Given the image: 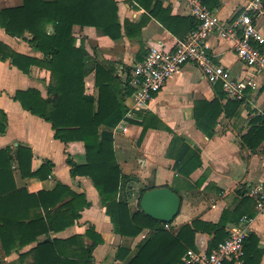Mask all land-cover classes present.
I'll return each mask as SVG.
<instances>
[{"label":"trees","instance_id":"16d2710c","mask_svg":"<svg viewBox=\"0 0 264 264\" xmlns=\"http://www.w3.org/2000/svg\"><path fill=\"white\" fill-rule=\"evenodd\" d=\"M135 1L179 39L197 24L192 16L173 15L169 6L164 7L160 0ZM205 3L212 8L210 0ZM74 25L94 26L112 39L122 37L125 28L120 22L116 0H21L18 5L0 9V27L11 36L25 38L29 34L27 41L42 54L41 58L25 55L0 41V59L9 60L27 74L33 64L50 71L46 96L29 87L16 90L13 99L19 101L23 109L51 124L54 137L65 146L71 177L80 175L91 179L114 232L132 239L131 243L118 246L116 261H123V264H178L187 248H195L194 238L198 231L211 235L207 252L214 251L228 236L227 212L223 211L217 222L194 218L174 229V219L159 221L140 208L141 195L153 186L140 188L135 209L129 206L127 193L119 195L121 183H126L128 177L123 175L116 158L111 129L129 111L126 99L133 92L129 85L130 71L126 78H120L114 68L93 61L82 44L75 45ZM92 72L96 95L85 91V78ZM215 87L217 97L196 101L192 112L196 125L208 137L213 135L222 113L227 117L237 116L243 103L236 99H226L223 103L225 93L219 83ZM132 112L139 120H129L143 126L142 138L148 126L146 123H155L157 119L146 109ZM248 125L241 134V144L255 150L264 144V110L254 112ZM154 126L159 125L155 123ZM161 126L165 128L163 124ZM6 127L7 116L0 110V135ZM76 143L84 154L82 163L72 158L70 149ZM180 143V138L174 136L171 146L178 148ZM180 152L177 151L175 164L182 162ZM32 158L30 148L23 144L0 148V264H96L93 250L103 238L93 225H89L83 234L65 238L53 235L75 224L91 202L84 192H76L60 181L51 189L36 192L17 186L15 170L22 178L44 179L50 175V161L32 170ZM199 165L198 154L192 150L182 166L191 172ZM203 181L201 178L198 184ZM170 188L182 199L176 188ZM248 201L255 207L254 199L242 193L239 204ZM243 214L249 219L254 211L238 214L233 221L236 226L244 220ZM165 224H169L170 229ZM41 236L43 238L39 239ZM85 238L90 243H86ZM258 241L256 233L247 232L242 264L249 261L258 264L257 256H261ZM29 245L27 250L21 251ZM12 252L18 254L16 260L4 261V257Z\"/></svg>","mask_w":264,"mask_h":264},{"label":"crops","instance_id":"0c3cea01","mask_svg":"<svg viewBox=\"0 0 264 264\" xmlns=\"http://www.w3.org/2000/svg\"><path fill=\"white\" fill-rule=\"evenodd\" d=\"M120 22L125 24L123 35L112 39L94 26H73L75 45H83L93 61L97 60L114 68L120 78H126L134 65L141 61L150 45L173 46L179 38L167 30L143 6L135 0H116ZM164 7L169 6L173 15L190 16L184 3L174 0H160ZM21 0H0V9L20 4ZM246 3V0H210L212 10L223 22L230 21ZM258 27L264 34V16L258 18ZM25 38L11 36L0 27V41L19 53L41 58L42 54ZM209 51L216 62L223 65L235 77H252L254 70L239 60L233 41L221 39L213 33L209 40ZM199 72L197 73V69ZM85 91L96 95L93 72L85 78ZM50 82V71L39 65H32L30 72L24 73L9 60L0 59V110L7 116V127L0 135V148L23 144L30 148L32 170L45 161L52 163V171L47 178L20 177L15 170L17 186H25L30 192L51 189L56 182L67 184L76 192H84L91 206L81 212L77 222L66 229L54 233L65 238L73 234H83L89 225L101 234L103 242L93 250L96 264H113L118 246L129 244L132 239L117 234L113 230L110 217L101 205L99 195L91 179L77 175L71 177L67 164L64 144L54 137L51 124L41 117L23 109L19 101L13 99L16 90L36 88L46 96V87ZM247 92L245 101L240 105L239 114L227 117L222 113L214 127L213 135L208 137L195 123L192 116L194 104L198 100H212L217 97L215 84L208 82L200 68L186 63L181 70L166 81L146 109L157 119L148 126L141 138L143 126L130 122L139 120L131 112L120 123L127 129H121L113 135V146L123 175L128 177L121 183L119 195L127 193V201L132 209L136 208L140 188L144 186L168 185L174 187L182 196L179 213L174 218V229L194 218L217 222L223 211L227 212V230L236 224L234 219L240 213L254 211L249 219L239 226L246 232L253 231L258 236L257 249L261 251L258 264H264V216L257 214L254 205L240 202L242 187L264 178V144L251 150L241 144V134L246 131L248 119L254 112L264 110V80ZM226 97L222 100L224 103ZM130 108L131 96L127 99ZM161 124L165 126L162 127ZM180 138V146L172 147L173 137ZM182 144V147H181ZM185 147V150H184ZM72 158L77 163L84 162V154L78 143L71 147ZM181 150L182 162L175 164L177 151ZM192 150H196L200 165L189 171L183 163ZM189 171V172H187ZM204 178L201 184L199 180ZM242 210V211H241ZM241 211V212H239ZM43 237H39L42 239ZM211 235L198 231L194 241L195 248L207 250ZM86 243H90L85 238ZM29 246L21 251L27 250ZM18 254L12 252L5 256L7 262L15 261ZM107 263L105 260H107ZM116 261V260H115ZM248 264H252L251 261Z\"/></svg>","mask_w":264,"mask_h":264},{"label":"built area","instance_id":"2783aa9c","mask_svg":"<svg viewBox=\"0 0 264 264\" xmlns=\"http://www.w3.org/2000/svg\"><path fill=\"white\" fill-rule=\"evenodd\" d=\"M174 1L184 3L197 24L171 47L150 45L144 58L134 65L129 80L133 87L132 105L126 116L133 110L146 108L169 77L186 63L198 66L208 82L219 83L229 99L245 101L247 92L258 87V79L264 80V34L257 24L258 18L264 16V0H246L228 22H223L205 0ZM213 33L221 39L233 41L239 60L254 70L252 77H235L215 61L208 44ZM120 122L111 129L113 135L120 129L126 131ZM242 188L244 196L254 199L257 214L264 216V178ZM165 227L170 229L169 224ZM246 235L244 227L231 226L228 236L214 251L187 248L178 264H242Z\"/></svg>","mask_w":264,"mask_h":264},{"label":"water","instance_id":"95a60500","mask_svg":"<svg viewBox=\"0 0 264 264\" xmlns=\"http://www.w3.org/2000/svg\"><path fill=\"white\" fill-rule=\"evenodd\" d=\"M180 196L168 185L146 190L140 198L141 210L153 219L170 222L179 213Z\"/></svg>","mask_w":264,"mask_h":264},{"label":"rangeland","instance_id":"374dc122","mask_svg":"<svg viewBox=\"0 0 264 264\" xmlns=\"http://www.w3.org/2000/svg\"><path fill=\"white\" fill-rule=\"evenodd\" d=\"M196 69H197V68H196ZM196 71H197V73L199 72L198 69H197ZM4 261H6L5 258H4ZM107 261H108V259L105 260L106 263H107ZM6 262H7V261H6ZM113 264H123V261H115V260H114V261H113Z\"/></svg>","mask_w":264,"mask_h":264}]
</instances>
